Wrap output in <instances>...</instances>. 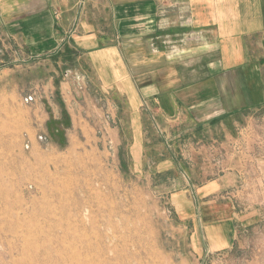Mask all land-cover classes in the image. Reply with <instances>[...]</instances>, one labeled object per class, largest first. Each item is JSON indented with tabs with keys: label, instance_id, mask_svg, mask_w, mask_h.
<instances>
[{
	"label": "rangeland",
	"instance_id": "obj_1",
	"mask_svg": "<svg viewBox=\"0 0 264 264\" xmlns=\"http://www.w3.org/2000/svg\"><path fill=\"white\" fill-rule=\"evenodd\" d=\"M3 33L0 264H264V98L136 146L124 101Z\"/></svg>",
	"mask_w": 264,
	"mask_h": 264
},
{
	"label": "crops",
	"instance_id": "obj_2",
	"mask_svg": "<svg viewBox=\"0 0 264 264\" xmlns=\"http://www.w3.org/2000/svg\"><path fill=\"white\" fill-rule=\"evenodd\" d=\"M0 27L124 101L136 146L153 120L205 127L264 98V0H0Z\"/></svg>",
	"mask_w": 264,
	"mask_h": 264
}]
</instances>
